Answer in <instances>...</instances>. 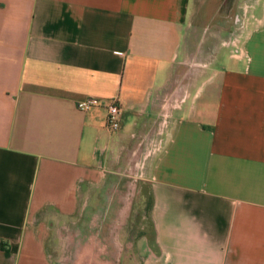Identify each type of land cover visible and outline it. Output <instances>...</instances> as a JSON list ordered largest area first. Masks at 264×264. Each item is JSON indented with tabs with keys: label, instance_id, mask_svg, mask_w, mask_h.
I'll list each match as a JSON object with an SVG mask.
<instances>
[{
	"label": "crops",
	"instance_id": "0c3cea01",
	"mask_svg": "<svg viewBox=\"0 0 264 264\" xmlns=\"http://www.w3.org/2000/svg\"><path fill=\"white\" fill-rule=\"evenodd\" d=\"M213 3L0 0V264H52V222L136 157L145 264H264V0L233 52ZM190 53L205 70L179 91Z\"/></svg>",
	"mask_w": 264,
	"mask_h": 264
},
{
	"label": "rangeland",
	"instance_id": "374dc122",
	"mask_svg": "<svg viewBox=\"0 0 264 264\" xmlns=\"http://www.w3.org/2000/svg\"><path fill=\"white\" fill-rule=\"evenodd\" d=\"M261 6L263 0H215L211 5V10L219 16L216 22L223 21L226 25V33L221 32L229 40L223 44L232 52L237 49L233 42L244 34ZM219 30L215 25L203 30L197 38L217 36ZM205 63L193 53L187 55L180 68L179 91L195 90L201 82L198 76L205 70ZM139 159L127 158L128 170L111 174L102 184L87 188L74 216L52 222L49 241L52 264H145L136 245L133 247L143 235L149 241L153 239L152 200L149 186L142 179L141 164L137 165ZM128 204H133L129 214Z\"/></svg>",
	"mask_w": 264,
	"mask_h": 264
},
{
	"label": "built area",
	"instance_id": "2783aa9c",
	"mask_svg": "<svg viewBox=\"0 0 264 264\" xmlns=\"http://www.w3.org/2000/svg\"><path fill=\"white\" fill-rule=\"evenodd\" d=\"M239 40L233 42V46L238 49ZM236 49V50H237ZM101 106V102L98 99H88L82 102H79L78 108L82 111H89L93 108ZM107 110V122L108 127L112 131H117L121 128L122 125V108L117 100L110 102L106 105Z\"/></svg>",
	"mask_w": 264,
	"mask_h": 264
}]
</instances>
